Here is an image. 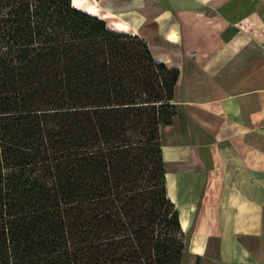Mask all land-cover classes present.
<instances>
[{"label":"trees","instance_id":"1","mask_svg":"<svg viewBox=\"0 0 264 264\" xmlns=\"http://www.w3.org/2000/svg\"><path fill=\"white\" fill-rule=\"evenodd\" d=\"M178 76L71 0H0V264H183Z\"/></svg>","mask_w":264,"mask_h":264},{"label":"crops","instance_id":"2","mask_svg":"<svg viewBox=\"0 0 264 264\" xmlns=\"http://www.w3.org/2000/svg\"><path fill=\"white\" fill-rule=\"evenodd\" d=\"M89 1L179 72L159 141L183 264H264V0Z\"/></svg>","mask_w":264,"mask_h":264},{"label":"rangeland","instance_id":"3","mask_svg":"<svg viewBox=\"0 0 264 264\" xmlns=\"http://www.w3.org/2000/svg\"><path fill=\"white\" fill-rule=\"evenodd\" d=\"M104 3L107 4V5L110 4L108 2V0L104 1ZM90 4L94 5L92 3V1L90 2L89 0H75L74 3H73V6L78 8V9L80 8V10H81L82 8L83 9L86 8V7L88 8ZM99 13L100 14L102 13L101 10L99 11ZM111 20H112V16H111L110 20H108V21H111ZM184 241H185V247H186V250H187L188 241H189V235L188 234H185V240Z\"/></svg>","mask_w":264,"mask_h":264},{"label":"bare ground","instance_id":"4","mask_svg":"<svg viewBox=\"0 0 264 264\" xmlns=\"http://www.w3.org/2000/svg\"><path fill=\"white\" fill-rule=\"evenodd\" d=\"M75 0L72 1V4L74 3Z\"/></svg>","mask_w":264,"mask_h":264},{"label":"water","instance_id":"5","mask_svg":"<svg viewBox=\"0 0 264 264\" xmlns=\"http://www.w3.org/2000/svg\"><path fill=\"white\" fill-rule=\"evenodd\" d=\"M71 5H72V0H71Z\"/></svg>","mask_w":264,"mask_h":264}]
</instances>
